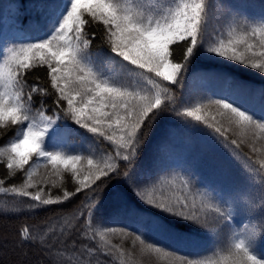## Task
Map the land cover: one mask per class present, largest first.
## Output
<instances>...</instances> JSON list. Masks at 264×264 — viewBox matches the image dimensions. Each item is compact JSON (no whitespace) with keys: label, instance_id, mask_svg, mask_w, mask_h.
I'll use <instances>...</instances> for the list:
<instances>
[{"label":"snow or ice","instance_id":"obj_1","mask_svg":"<svg viewBox=\"0 0 264 264\" xmlns=\"http://www.w3.org/2000/svg\"><path fill=\"white\" fill-rule=\"evenodd\" d=\"M8 9L14 27L36 35L0 47V128L18 126L0 146V163L8 170L0 194L12 197L0 202V213L34 212L91 193L82 205L86 215L77 208L43 228L25 224L15 248L41 249L32 264H107L97 256L140 264L122 246L131 237L140 256L164 264H264V86L257 89L230 71L264 75V0H29ZM93 26L103 29L96 51ZM181 43L177 60L173 46ZM205 58L227 66L198 77L220 81L222 98L178 95L173 86L184 88L190 66ZM36 68L47 69L48 86L29 84ZM168 112L223 146L244 183L224 191L185 163L163 164V156L138 168L153 126ZM74 137L81 138L79 147ZM165 144L157 146L158 154ZM17 173L22 182L5 187ZM66 174L74 191L64 186ZM113 177L127 183L114 196L116 207L136 218L135 231L105 226L101 197ZM81 218L80 240H98L96 247L77 246L72 238ZM114 235L121 244L112 242ZM201 238L212 240L207 253L178 255ZM8 243L4 238L0 247Z\"/></svg>","mask_w":264,"mask_h":264},{"label":"trees","instance_id":"obj_2","mask_svg":"<svg viewBox=\"0 0 264 264\" xmlns=\"http://www.w3.org/2000/svg\"><path fill=\"white\" fill-rule=\"evenodd\" d=\"M14 2H19L23 4H28L29 0H0V47L4 45L6 41H16L24 42L32 39L36 33L28 30H24V36L29 34V39L19 40L14 32V26L11 23L10 13L8 6ZM219 2V0H218ZM251 3H259V0H248ZM90 31H97V36L93 40L92 51H96V46L101 44V35L103 32L102 26H93ZM106 51V46H102ZM175 48V57L177 60L182 55L183 43ZM206 56L208 54H205ZM226 64L221 60H209L202 59L194 62L190 66L189 73L185 76V87L178 88L173 86V89L180 96H186L189 92L195 97L197 93L206 96H212L213 98H222L218 93L223 89V84L220 81L209 80L206 82H201L198 77L202 72H208L212 70H220L226 68ZM231 74L236 76L238 79L246 81L248 84L255 88H260L264 86V75L259 74L255 70H248L239 68L230 69ZM39 77V81L36 80ZM197 77V79H194ZM29 84L43 82V86H48L49 81L47 77L46 68H36L28 74ZM38 99V97H37ZM51 104V98L47 101ZM51 114V113H49ZM18 129V126H10L7 129L0 128V146H3L10 138L14 136ZM171 132L169 136L168 133ZM231 135V134H230ZM73 141L76 146L79 147L81 144L80 137H74ZM166 141L165 148L161 153L158 154L157 146L162 142ZM87 147V145H85ZM101 147H107L106 144H101ZM259 147V145H258ZM245 153L249 152L247 146L243 147ZM160 156H163V164H175V163H185L191 167L198 175L199 178L203 179L206 183L211 184L218 189L228 191L234 187L242 185L244 183L242 178V173L240 167L237 163L230 160L226 150L223 146L214 143L212 138L207 132L193 130L189 128L185 121L177 117L174 113H165L161 118L158 119L157 123L153 126V130L145 142V147L141 152L140 159L137 162V167H148L153 164L154 161L158 160ZM41 174L45 172L44 169H40ZM8 170L6 166L0 163V179L7 177ZM22 174L17 173V175L7 180L5 187L11 184H19L22 182ZM64 186L69 191H74L75 184L73 183L70 175H65ZM122 187H127V183L122 177H113V179L106 181L103 186L102 202L106 205V214L104 215L105 226L115 227V228H127L129 231H135V225L137 223L136 218L130 215L125 209H118L116 207L114 194ZM47 191V189H46ZM53 195L60 194L61 190L57 188L51 189ZM91 193L84 192L73 197L71 201H66L62 205H51L38 209L34 212L24 211L19 214H9L5 215L0 213V241L4 238L7 240L14 241L18 236V229L23 225L27 224L29 226L39 225L41 228L45 224H52L58 221L59 217L62 215H67L75 211L77 208L85 211L83 209V203H87V197ZM104 197H108L104 200ZM12 197L0 194V202L11 201ZM132 201L137 207L144 209L146 206H142L138 201H135L133 196ZM99 215V213H98ZM84 223V218H81L76 222V228L72 230V238L77 240V246L81 243H87L89 247H96L99 241H81L80 231L83 229L80 227ZM79 229V230H77ZM63 237H59L55 242L57 245L60 244V240ZM157 239H164L162 236H157ZM49 242H52V236H49ZM112 242L114 244H121V237L119 235L112 236ZM212 245L211 239L201 238L200 243L196 247H185L182 248L178 255H188L190 258H199L196 256L197 253L205 254ZM122 246L126 250H132L135 254V259L140 262V264H164V262L159 261L155 256H140L136 249L139 248L137 244L136 249L132 248L131 237L123 239ZM12 248H14L12 246ZM25 252L28 254L33 253V249H36L32 245H25ZM38 249V248H37ZM3 249L0 247V264L9 258L7 255H3ZM4 258L6 260H4ZM99 258L105 260L107 264H111V260L107 257L97 256L93 259Z\"/></svg>","mask_w":264,"mask_h":264},{"label":"rangeland","instance_id":"obj_3","mask_svg":"<svg viewBox=\"0 0 264 264\" xmlns=\"http://www.w3.org/2000/svg\"><path fill=\"white\" fill-rule=\"evenodd\" d=\"M14 32L16 34H21L23 31L22 29H17V28H14ZM13 241H10L8 243V245L6 247H1L3 250L4 253H2L3 255H7V258L9 256V258L6 260L4 258V260H6L4 262V264H17L18 261L22 260V259H26L29 264H32L33 261H35L37 258H38V254L42 251L41 249H33V253L32 254H28L27 252V257H24L23 256V253H25V250L24 249H19V248H15L14 244L12 243ZM12 246L14 248H12ZM41 259L43 258L42 256L40 257Z\"/></svg>","mask_w":264,"mask_h":264}]
</instances>
